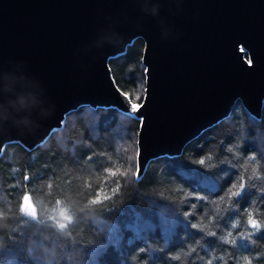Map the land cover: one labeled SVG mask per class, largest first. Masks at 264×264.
I'll return each instance as SVG.
<instances>
[{
    "label": "trees",
    "instance_id": "1",
    "mask_svg": "<svg viewBox=\"0 0 264 264\" xmlns=\"http://www.w3.org/2000/svg\"><path fill=\"white\" fill-rule=\"evenodd\" d=\"M144 46L137 39L109 61L138 105ZM140 124L113 107L82 106L36 149L7 144L0 264H264V106L256 119L238 101L180 156L151 161L139 178ZM24 195L35 218L20 211Z\"/></svg>",
    "mask_w": 264,
    "mask_h": 264
},
{
    "label": "water",
    "instance_id": "2",
    "mask_svg": "<svg viewBox=\"0 0 264 264\" xmlns=\"http://www.w3.org/2000/svg\"><path fill=\"white\" fill-rule=\"evenodd\" d=\"M137 39L146 89L133 112L109 61ZM238 101L261 118L264 0H0V156L41 146L82 106L113 107L141 122L140 178Z\"/></svg>",
    "mask_w": 264,
    "mask_h": 264
},
{
    "label": "snow or ice",
    "instance_id": "3",
    "mask_svg": "<svg viewBox=\"0 0 264 264\" xmlns=\"http://www.w3.org/2000/svg\"><path fill=\"white\" fill-rule=\"evenodd\" d=\"M126 100H130V97H126ZM141 106L136 104V103H131L130 104V109L133 111V112H136L138 111V109L140 108ZM205 161L204 160H201L200 161V164H204ZM25 179H29V177H25ZM235 195H238V193H235ZM93 204H98L100 203V200H93L92 201ZM20 211L32 218H35L37 216V210L36 208L34 207V205L32 204L31 202V197L29 195H24L23 196V200H22V203H21V206H20ZM60 216L63 217L65 220H68L69 217L65 215L64 212H60ZM250 224L252 226V228H258L259 225L255 222V221H250ZM59 227L61 229L65 228V224L64 223H60L59 224Z\"/></svg>",
    "mask_w": 264,
    "mask_h": 264
},
{
    "label": "clouds",
    "instance_id": "4",
    "mask_svg": "<svg viewBox=\"0 0 264 264\" xmlns=\"http://www.w3.org/2000/svg\"><path fill=\"white\" fill-rule=\"evenodd\" d=\"M20 103L23 104V101H20ZM5 118L7 117L5 116ZM5 219H7L6 214L0 210V229H5L8 227V225L4 223Z\"/></svg>",
    "mask_w": 264,
    "mask_h": 264
}]
</instances>
